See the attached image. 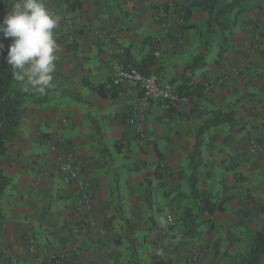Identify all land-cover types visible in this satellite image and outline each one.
I'll use <instances>...</instances> for the list:
<instances>
[{"label": "crops", "instance_id": "crops-1", "mask_svg": "<svg viewBox=\"0 0 264 264\" xmlns=\"http://www.w3.org/2000/svg\"><path fill=\"white\" fill-rule=\"evenodd\" d=\"M57 1L50 0L49 6L60 18V27L67 28L62 16L66 15L65 19L67 15L77 14L86 16L90 26H80L71 33L75 40L71 46L57 42L58 59L48 100L36 104L28 98L20 126L6 143V153L0 157V167L10 178L2 197L4 217L0 221V246L17 264H144L139 256L143 243L154 250L148 264L157 251L167 264L162 251L166 243L163 240L167 237L161 231L163 226L147 214L146 205L123 209L121 198L125 194L121 193L118 176L113 194L111 182L107 180L110 174L100 168L97 161L98 136L92 123L85 124V119L96 120L102 141L113 138L115 148L119 144L122 151L125 142L131 147L133 142L156 156L155 144L163 155L162 161L169 165L179 161L183 152L191 154L197 130L211 117V111L232 110V122L205 130L196 163L197 166L201 164L204 149L212 155L223 144L220 154L224 157L213 156L209 163L219 167L224 161L228 166L236 150L246 143L235 120L237 110L234 107L242 108V95L236 91L232 96L235 87L243 93L247 91L242 89L246 80L236 82L234 78L223 77L222 85H219L221 81H215V78L231 73L237 64L227 63L222 48L215 50L217 55L208 62L213 48L208 32L204 37L195 26L202 9L192 5V0L187 3L190 16L188 19L181 17V25L171 13L162 23L154 20V8L166 7L168 0H78L80 5L74 11L67 9L71 0H60L59 8H55ZM94 27L109 31L114 36L116 50L122 53L123 49H128L135 62L150 52L148 40H157L153 45L157 77L163 85L174 90L182 82L185 66L204 52V63L190 73L189 83L199 86L198 93L181 96L171 103H143L138 87L113 83L110 56L93 36L91 30ZM11 42L12 38L6 39L0 34V43L9 46ZM206 81L214 82L215 88L206 91L203 88ZM103 83L110 88L113 83L116 90L104 94L94 89ZM258 96H264V88ZM72 98L78 103L70 101ZM136 102L144 104V124L149 135L145 140L135 137L134 128L127 121ZM72 124L76 125L74 133L62 130ZM67 157L79 162L82 177L90 182V208H78L73 184L63 180L59 165ZM189 160L193 161L192 155ZM204 162L202 159V164ZM241 168L244 166H237L230 174L233 181L239 179L237 176H243L239 172ZM114 174L113 171L111 176ZM131 195L134 197L132 193L125 196L131 198ZM245 197L250 195L246 193ZM251 207L254 210L253 204ZM225 208L218 210L238 211V208ZM150 218L155 226L151 225ZM148 229L154 236L147 238ZM132 251L137 259L132 258ZM172 264H179V261L174 260Z\"/></svg>", "mask_w": 264, "mask_h": 264}, {"label": "rangeland", "instance_id": "rangeland-1", "mask_svg": "<svg viewBox=\"0 0 264 264\" xmlns=\"http://www.w3.org/2000/svg\"><path fill=\"white\" fill-rule=\"evenodd\" d=\"M49 1L45 0L44 2L50 9ZM188 1L168 0L166 5L168 8L163 5L155 7L154 20L162 23L163 19L171 13L181 25L183 21L180 18L184 17ZM59 4L60 0L56 2L55 8H59ZM239 6L240 4H237L227 15V23L230 27L222 28V30L217 27V33L209 37L213 50L208 62L211 63L217 55L215 50L222 48L220 50L224 58H227V63L229 64L231 61L233 64L236 63L237 67L232 69L231 73L215 78V81H221L219 85H222L223 77L234 78L236 82L246 80L242 85V89L246 88L247 90L244 93L239 87L232 88V96L236 91L242 95V104L240 105L242 108H234L237 110L235 120L239 124L237 130L243 134L246 143L234 154L240 158L237 166H244V169H239V172L245 179L240 181L231 179L230 174L237 167L231 169L230 162H228V166H225L227 163L224 161L219 163V167L210 165L211 157L214 156L217 159L224 157L223 154H220L223 144H220L216 148L217 150L212 152V155L207 154V149L202 151L204 156L201 157V164L196 168L198 186L207 188L211 192L218 208L212 215H202L199 218L200 223L195 234L193 236L180 235L189 215L199 210V202L190 195L189 187L192 163L196 162V160H189L192 152L191 154L183 152L179 161H174L175 165H171L174 162L167 165V162L162 161L157 176L154 174L157 157L149 154L144 146L137 147L132 142L133 147H131L125 142L123 151L118 152L113 144V138H110L103 142L109 150V154L103 156L100 153V148L97 154L100 168L110 174L107 180L109 179L111 182L110 189L113 190V194L117 176L121 193L134 194V197L131 195V198L123 195L121 198L123 209L130 206L138 208L146 205L149 211L147 214H150L156 222L163 226L161 231L167 237L163 240L166 243L162 251L165 252L167 264H172L174 260L179 261V264H186L188 259L194 256L196 257L195 264H199L201 258V264H232L246 254L251 231L264 224V142L261 141L264 140V96H258L264 88V0H248L241 12L236 15ZM7 11L8 4L6 0H3L0 2V18L3 19ZM201 11L195 26L206 37L208 11L204 9ZM65 16H62L63 24H66L67 28L64 29L58 24L55 29V38L57 42H64L67 46H71L75 43L71 33L80 29V26L89 27L90 23L87 17L82 14L67 15L64 19ZM164 27L162 25V28ZM91 31L93 36L102 43L101 46L110 56L111 62L113 60L122 62L119 57L121 52L114 46V36L102 27H94ZM155 74L159 76L157 69H155ZM213 83L206 81L203 88L206 91H211L216 86ZM246 92L247 94H245ZM70 101L78 103L75 98ZM137 103L130 109L127 121L133 126L135 137L145 140L149 138V135L146 133L144 124V104ZM143 103L148 104L149 101ZM85 122V124H91V119L86 118ZM75 127L76 125L72 124L62 130L74 133ZM85 128L88 130L86 125ZM47 149L48 144L46 145ZM202 159L205 160L203 164ZM141 161L144 164L139 169L131 168L135 163ZM113 171L116 174L111 176ZM148 183L152 187L150 208L146 201ZM236 185L241 187L237 188ZM233 192L237 194L232 195ZM246 193L250 195L249 198L245 197ZM234 202L236 205H233ZM251 204H253L254 210ZM223 206L227 209L238 208V211L230 212V214L224 210H218ZM152 251H154L152 246L141 243L139 256L144 264H148V258ZM13 262L17 264L15 260ZM1 264L3 263L1 262ZM261 264H264V256Z\"/></svg>", "mask_w": 264, "mask_h": 264}, {"label": "trees", "instance_id": "trees-1", "mask_svg": "<svg viewBox=\"0 0 264 264\" xmlns=\"http://www.w3.org/2000/svg\"><path fill=\"white\" fill-rule=\"evenodd\" d=\"M248 0H192V5L198 6L201 9L208 11V19L206 22V30L208 36L217 33V29L222 28L228 29L230 25L227 23V15L234 9L237 4H240L236 11L238 12L244 8L245 3ZM242 2V3H241ZM78 0H71L67 4V9L74 11L79 7ZM167 8V7H166ZM190 8H185L184 18L188 19L190 16ZM218 27V28H217ZM150 43V52L144 54L140 61L135 62L132 59V55L128 49H123V52L119 54L122 63L126 67L136 68L144 75L155 74V69L157 63V57L154 53L153 45L157 43V40H148ZM3 44V43H2ZM8 46L3 44V48L0 49V157L6 153V143L14 137L17 128L20 126L21 120L26 112V105L28 98L36 103H43L48 100L49 90L48 88L45 92L41 93L35 88L30 86L25 87L16 82L11 75L12 69L6 62ZM204 52L199 53L195 56L190 63H188L184 68V76L182 82L175 89L180 96H190L192 93H198L199 86L197 84H190V73L193 69L200 67L204 62ZM189 72V74H188ZM156 75V74H155ZM157 76V75H156ZM117 86L112 83V87H107L105 83L98 84L94 89L100 93L111 94L116 89ZM211 117L208 118L202 125L198 128L195 142L192 146V158L196 160L195 164L192 165V171L189 179L190 195L199 202L198 211L189 215L190 217L186 219L185 228L180 235L193 236L199 225V218L202 215H212L214 211L218 208L216 202L212 198L211 192L207 188H202L198 186V180L196 176L197 162L200 157V147L202 145L203 135L206 129L216 126L220 123H230L234 120V112L232 110L227 111H211ZM126 118V116H124ZM92 126L96 135L98 136V144L100 148V153L103 156L109 154V150L104 145L101 136L100 128L96 120L91 119ZM118 152L122 151L119 144L116 146ZM155 154L157 156V162L154 170V174L158 175V169L161 166L163 160L162 153L158 150L157 146L154 144ZM240 158L236 154L230 159V168L235 169L239 164ZM144 164L143 161L134 164L133 169H139L140 166ZM239 179L244 180V176H237ZM238 179V180H239ZM10 183V178L4 173L0 167V221L4 217L3 207H2V197L7 186ZM151 191L152 187L148 183L146 201L151 202ZM150 223L155 226L153 218H150ZM154 236V233L148 229L147 238ZM264 256V225L254 229L250 233L248 249L246 254L241 256L238 260L232 264H261L262 258ZM132 258H136L135 252L132 251ZM0 261L3 264H14L13 259L9 256L0 246ZM138 264L137 262H134ZM150 264H166L163 256L160 252L154 253L149 260Z\"/></svg>", "mask_w": 264, "mask_h": 264}, {"label": "clouds", "instance_id": "clouds-1", "mask_svg": "<svg viewBox=\"0 0 264 264\" xmlns=\"http://www.w3.org/2000/svg\"><path fill=\"white\" fill-rule=\"evenodd\" d=\"M6 2L8 11L0 21V34L6 39L12 38L6 56L12 78L22 86L43 93L52 86L54 79L59 49L55 29L60 18L44 0Z\"/></svg>", "mask_w": 264, "mask_h": 264}, {"label": "built area", "instance_id": "built-area-1", "mask_svg": "<svg viewBox=\"0 0 264 264\" xmlns=\"http://www.w3.org/2000/svg\"><path fill=\"white\" fill-rule=\"evenodd\" d=\"M111 64L113 83L116 85L129 84L138 87L141 91L142 102L162 101L171 103L179 100L177 92L169 85H163L155 74L144 75L136 68L126 67L119 60H113ZM59 168L63 180L74 186L78 208H90V182L82 177L79 162L75 158L67 157L60 161ZM168 219L171 220L170 217ZM31 250H34L32 246ZM195 261L196 257L194 256L193 258H189L186 264H195Z\"/></svg>", "mask_w": 264, "mask_h": 264}]
</instances>
